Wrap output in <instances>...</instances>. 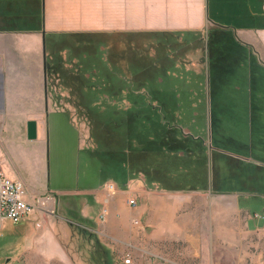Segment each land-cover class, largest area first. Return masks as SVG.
Listing matches in <instances>:
<instances>
[{
  "label": "crops",
  "instance_id": "crops-1",
  "mask_svg": "<svg viewBox=\"0 0 264 264\" xmlns=\"http://www.w3.org/2000/svg\"><path fill=\"white\" fill-rule=\"evenodd\" d=\"M208 13L209 0H0V124L4 126L0 138L13 142L7 159L0 154V164L10 179L25 187L31 203L53 195L50 209L57 212V204L67 197L77 207L56 216L38 208L29 221L12 223L20 243L6 264H82L80 255L73 257L63 242L71 228L80 242L75 252L89 254V264H94L98 244L108 252L111 264H124L128 256L133 264H264V145L256 147L252 126L255 117L264 128L260 119L264 101L256 99L259 112L252 109L251 86L250 157L209 147L212 168L207 189L168 190L147 182L143 174L123 189L113 181L104 185L97 181L89 188L68 191L51 189L41 180L49 168L50 127L61 121L62 109L72 108L71 102L60 99V80L51 85L49 35L199 32L207 45L208 30L215 26ZM69 14L86 24L67 26ZM237 35L264 68V30L238 29ZM189 57L193 66L207 69L210 94L207 54L203 63L198 54ZM30 122L37 124L33 141L28 139ZM29 155L35 160L33 179ZM226 162L228 183L222 180ZM110 183L116 185L115 193L109 192ZM131 199L137 201L136 207L129 205ZM71 212L85 222H75Z\"/></svg>",
  "mask_w": 264,
  "mask_h": 264
},
{
  "label": "rangeland",
  "instance_id": "rangeland-1",
  "mask_svg": "<svg viewBox=\"0 0 264 264\" xmlns=\"http://www.w3.org/2000/svg\"><path fill=\"white\" fill-rule=\"evenodd\" d=\"M252 6L253 9H256L257 14L261 9L264 12V3L262 5L260 0L258 2L256 0ZM241 14L236 12L232 15L227 8L218 13L219 22L222 25H238L236 19H239ZM253 14L255 13L253 12ZM134 21L136 23L139 20L135 19ZM65 23L67 26H84L86 24L70 14L67 15ZM244 23L246 25L248 22ZM249 25L254 26L250 27ZM261 25H264V20L253 24L248 23L242 29L257 31L261 30L258 29ZM214 27H210V29ZM235 31L237 35V30ZM198 33H181L177 38L179 43H170L168 47L166 46L165 51L162 48L163 44H159L160 38H157L164 34L167 36L164 32H130L129 35L87 33L84 34L86 36L67 33L58 37L49 35V39L51 38L48 50L49 68H59L64 71L60 78L51 74V85L60 83V92L58 93L60 99L64 98L66 102H71L72 108L62 109L65 115L57 126L52 123L50 127L49 168L46 166L41 177L44 184L49 185L51 189L76 191L89 188L97 181L101 185L107 183L102 175L96 176L97 162H92L87 154L88 151L97 149V143L92 137V127L87 113L79 112L74 108V102L77 100L74 97L76 96L75 91L77 92V89L80 88L77 82L83 84V80H85L86 94L97 97L91 103L95 111L105 112L108 107L116 112H125L126 114L133 108V103L129 101L128 97L130 93L134 92V86H136L133 82L135 78H131L128 73L129 61L135 59L136 52L140 54L142 50L151 59L160 60V58L166 57L167 53L174 58L176 53L179 56V61L173 63L174 66L168 70L166 76L157 77L155 81L148 82L144 88V92L141 94L147 100L145 103L147 107L157 106L161 110L158 118L160 117L163 122L182 129L186 135L190 134L203 140L207 146V152L211 147L213 150L230 156L249 158L252 119L249 65H242L236 74L231 76L224 86L220 87L218 96L213 99L211 91L209 94L207 69L202 65L193 66L190 62L189 56L194 53L200 55L199 63L205 62L206 54L208 57V40L206 45L205 35ZM170 39H176V37L171 35ZM88 42H92V44H88ZM78 74L83 76V80L76 76ZM258 84L260 89L257 91V95L260 100L264 101V68L258 74ZM110 89L117 91L119 97L126 99L129 103L118 99H116L118 103L115 105L109 103L108 98H112L109 93ZM152 94H156L154 102ZM104 106L107 107L104 108ZM163 107L164 109H162ZM260 119L264 123V113ZM3 127L0 124V130ZM262 137L264 138V135ZM12 143L5 138H0V154L6 159L11 155ZM18 152L19 156L23 154L20 147ZM28 157V166L32 171L30 175L33 179L37 176L33 175L35 160L32 155ZM225 164L222 180L228 183L229 168L227 162ZM5 167L9 166L6 164ZM211 168L212 161L208 156L206 168L208 179L209 176L211 177ZM120 187L123 189V184ZM49 198H53V195H49ZM73 200L72 197L70 199L67 197L57 204V215L67 213L72 209L77 210V207L72 204ZM66 205L68 209H65ZM11 224L8 222L5 225L0 236V264H6L8 259L15 256L14 250L20 243ZM73 235L74 231L71 228L63 241L64 244L70 249L73 257L77 258V253L81 257L82 264H89V254L75 252L79 251L80 242L74 239ZM85 250L87 252V249Z\"/></svg>",
  "mask_w": 264,
  "mask_h": 264
},
{
  "label": "trees",
  "instance_id": "trees-1",
  "mask_svg": "<svg viewBox=\"0 0 264 264\" xmlns=\"http://www.w3.org/2000/svg\"><path fill=\"white\" fill-rule=\"evenodd\" d=\"M260 2L263 5L264 0H260ZM254 3L256 0H209V20L216 26L208 32V62L213 99L218 96L220 87L224 86L242 65L248 64L254 102L252 109L259 112L258 106H256V99L260 100L257 95V91L260 89L258 74L263 67L253 54L252 49L238 40L235 31L242 29L248 23L253 24L264 20L263 10L261 9L258 15L255 12L256 9L252 8ZM227 8L232 15L236 12L242 13L239 19L235 18L238 25H222L219 22L218 13ZM244 22L248 23L245 25ZM249 26L253 27L254 25ZM258 29L264 30V25L259 26ZM164 35H157L159 36L157 38H160L159 44H163L162 48L165 51L166 46L168 47L170 43H179L177 38L181 33H166L167 36ZM171 35L176 39H170ZM83 36L86 35L83 34ZM88 44H92V42H88ZM145 53L144 50L140 51V54L136 52V58L129 61L128 73L131 78H135L133 82L136 86H134V92L130 93L128 97L129 101L133 103V108L126 114L125 112H116L107 106L104 108L107 107L108 112L106 110L105 112L95 111L91 103L97 97L86 94L87 85L83 76L76 75L78 78H82L84 83L77 82L80 88L77 89V92L75 91L76 96L74 97L77 99L75 108L79 112L87 113L92 127V137L97 143V149L87 153L92 162H97L96 176L102 175L107 182L112 180L119 185L123 184V188L128 181L143 174L147 182L159 183L168 190L187 187H192V190L207 189L209 182L206 170L208 154L205 142L190 134H184V131L176 126L163 122L160 117L158 118L161 110L154 105L147 107L145 104L147 100L140 93L148 82L155 81L157 77L166 76L168 70L174 66L173 63L179 61V56L174 53V58L165 53L167 56L158 60L147 57V53ZM49 72L61 75L64 71L51 67ZM109 91L112 98L123 101L117 91L113 89ZM152 96L154 102L156 94H152ZM252 126L254 129L253 139L257 140L255 145L262 147L264 145L262 137L264 128L258 118L254 117ZM213 162L216 167L217 156ZM70 217L75 222H85L74 212L70 213ZM96 250L93 257L94 264H111L108 252L101 244L97 245Z\"/></svg>",
  "mask_w": 264,
  "mask_h": 264
},
{
  "label": "built area",
  "instance_id": "built-area-1",
  "mask_svg": "<svg viewBox=\"0 0 264 264\" xmlns=\"http://www.w3.org/2000/svg\"><path fill=\"white\" fill-rule=\"evenodd\" d=\"M108 190L112 194L117 191V187L114 183H110L108 184ZM49 201H52V198H39L36 203H31L27 199L25 187L21 183L10 179L0 164V236L8 222L20 225L29 221L38 212V208L48 215L56 216V211L49 208ZM129 205L136 207L137 201L131 199ZM106 215L107 211L104 210L101 217L104 219ZM262 217L261 215H255L257 219ZM124 264H133L132 257L125 258Z\"/></svg>",
  "mask_w": 264,
  "mask_h": 264
},
{
  "label": "water",
  "instance_id": "water-1",
  "mask_svg": "<svg viewBox=\"0 0 264 264\" xmlns=\"http://www.w3.org/2000/svg\"><path fill=\"white\" fill-rule=\"evenodd\" d=\"M28 139L31 141L37 139V124L35 122L28 124Z\"/></svg>",
  "mask_w": 264,
  "mask_h": 264
}]
</instances>
